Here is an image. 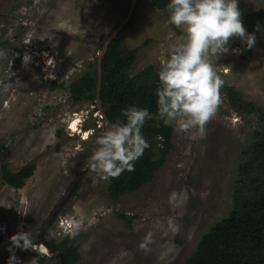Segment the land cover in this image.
<instances>
[{"label":"rangeland","instance_id":"rangeland-1","mask_svg":"<svg viewBox=\"0 0 264 264\" xmlns=\"http://www.w3.org/2000/svg\"><path fill=\"white\" fill-rule=\"evenodd\" d=\"M131 3L0 0V264H6L9 237L21 226L34 241L33 249H15L22 264L33 258L37 264L55 262H39L38 235L87 167L105 123L94 104L73 101L68 88L94 65ZM238 8L242 18L264 9V0H239ZM131 20L123 41L125 50L138 48L130 74L157 69L182 30L151 0H141ZM255 35L247 58L244 44L229 40L230 51L214 65L224 81L216 113L203 131L174 127V148L152 182L114 203L109 180H97L86 169L46 237L60 241L78 235L76 264H186L203 235L230 213L243 152L260 130L258 113L236 111L226 90L231 86L264 108V32ZM25 52L32 57L27 65L22 64ZM73 121L77 130L70 129ZM30 162L36 168L22 188L3 180L2 165L19 170ZM148 232L153 239L145 252L138 245Z\"/></svg>","mask_w":264,"mask_h":264},{"label":"trees","instance_id":"trees-1","mask_svg":"<svg viewBox=\"0 0 264 264\" xmlns=\"http://www.w3.org/2000/svg\"><path fill=\"white\" fill-rule=\"evenodd\" d=\"M140 2L138 0L137 4ZM167 3L168 0H151L154 7L163 10H166ZM241 20L247 32H256L255 25L264 24V9L247 14ZM131 25L132 20L111 42L103 57L101 100L110 121L122 118L120 110L133 104L147 108L154 118L146 120L142 128L150 147L135 162V170L124 171L118 177L109 179L108 195L114 203L123 195L152 182L174 148V127L155 119L157 69L148 66L136 74L129 72L138 52V48H123L125 30ZM230 39L241 43L238 37ZM243 48L242 56L249 57L252 47L245 48L243 45ZM96 85L97 60L90 70L71 82L68 89L73 101H89L97 107ZM226 90L236 111L258 113L260 130L256 131L255 140L243 152L233 187L230 213L203 235L186 264H264V108L245 100L231 86ZM35 168L34 162L19 170L2 165L3 180L14 188H22ZM119 217L130 222L124 213H119ZM77 237L66 235L60 241H50L52 247L64 254L65 264H76L81 259ZM48 258L55 260L51 264H60L59 258L42 254L39 262L44 263Z\"/></svg>","mask_w":264,"mask_h":264},{"label":"clouds","instance_id":"clouds-1","mask_svg":"<svg viewBox=\"0 0 264 264\" xmlns=\"http://www.w3.org/2000/svg\"><path fill=\"white\" fill-rule=\"evenodd\" d=\"M238 2L168 0L165 6L168 20L182 30V35L168 45L156 71V120L189 133L194 129L203 131L206 122L216 113L224 81L217 74L215 61L230 51V38L238 37L245 48L253 47L256 40L255 32H247L242 23ZM255 29L264 32L260 23ZM31 59L25 52L22 64L27 65ZM120 114L122 118L105 122L101 126L103 131L95 138L87 170L97 180L107 181L124 171H134L135 162L150 147L142 128L146 120L154 118L153 113L133 104L122 108ZM152 239V233H146L138 247L150 251ZM9 240L6 264H22L15 249L34 248L31 232L21 226ZM28 264L37 262L33 258Z\"/></svg>","mask_w":264,"mask_h":264},{"label":"water","instance_id":"water-1","mask_svg":"<svg viewBox=\"0 0 264 264\" xmlns=\"http://www.w3.org/2000/svg\"><path fill=\"white\" fill-rule=\"evenodd\" d=\"M138 0H132L131 3V7L129 9V12L127 14V16L125 17V19L119 23V25L111 32V34L108 36V38L105 40L102 49L100 50V54L98 56L97 59V85H96V106L102 116V119L104 120V122H108L110 121L109 118L107 117V114L104 110L103 104H102V100H101V89H102V83H103V70H102V60L103 57L105 56L109 45L111 44V42L119 35V33L127 26V24L130 22L136 5H137ZM87 169V167L79 174V176L77 177V179L75 180V182L73 183L71 189L68 191V193L66 194V196L59 202L57 209L55 210V212L53 213L52 217L50 218V220L44 225V227L42 228V230L40 231L39 235H38V240L39 243H44L50 250V253H43L44 256L46 255H53V256H57L60 259V264H65V257L64 254L60 251H58L56 248L52 247L47 240L44 237V233L46 232L50 222L52 221V219L54 218V216L56 215V213L58 212V210L64 205V203L72 196L74 190L76 189V187L78 186V183L80 181V179L82 178L84 171ZM40 244V245H41Z\"/></svg>","mask_w":264,"mask_h":264},{"label":"bare ground","instance_id":"bare-ground-1","mask_svg":"<svg viewBox=\"0 0 264 264\" xmlns=\"http://www.w3.org/2000/svg\"><path fill=\"white\" fill-rule=\"evenodd\" d=\"M77 120H78V119H77ZM71 128H72L73 130H77V129H78L77 121H73V122H72V126H71ZM88 133H89V132H86V135H85V136H87ZM39 248H40V251H42L43 253H50L49 248H48L44 243H42V244L39 246Z\"/></svg>","mask_w":264,"mask_h":264},{"label":"flooded vegetation","instance_id":"flooded-vegetation-1","mask_svg":"<svg viewBox=\"0 0 264 264\" xmlns=\"http://www.w3.org/2000/svg\"><path fill=\"white\" fill-rule=\"evenodd\" d=\"M46 233H47V232L44 233V237H45V239L47 240V242L50 244V241H51L52 239L46 237V236H47ZM37 240H38V239H37ZM38 242H39V240H38ZM50 245H51V244H50ZM55 257H57V256H55ZM57 258H58V257H57Z\"/></svg>","mask_w":264,"mask_h":264}]
</instances>
